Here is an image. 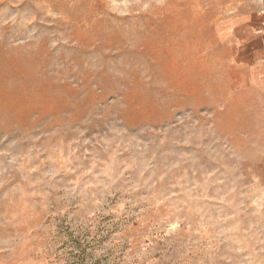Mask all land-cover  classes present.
I'll list each match as a JSON object with an SVG mask.
<instances>
[{
	"label": "rangeland",
	"instance_id": "1",
	"mask_svg": "<svg viewBox=\"0 0 264 264\" xmlns=\"http://www.w3.org/2000/svg\"><path fill=\"white\" fill-rule=\"evenodd\" d=\"M247 7L0 0V264L70 238L89 264H264V70L222 30Z\"/></svg>",
	"mask_w": 264,
	"mask_h": 264
},
{
	"label": "crops",
	"instance_id": "2",
	"mask_svg": "<svg viewBox=\"0 0 264 264\" xmlns=\"http://www.w3.org/2000/svg\"><path fill=\"white\" fill-rule=\"evenodd\" d=\"M247 8L223 20L226 44L233 50L232 62L246 77L264 70V0H246Z\"/></svg>",
	"mask_w": 264,
	"mask_h": 264
},
{
	"label": "trees",
	"instance_id": "3",
	"mask_svg": "<svg viewBox=\"0 0 264 264\" xmlns=\"http://www.w3.org/2000/svg\"><path fill=\"white\" fill-rule=\"evenodd\" d=\"M56 241L57 247L51 254L53 264H89L87 256L89 253L88 241L81 239H67L65 242ZM55 245V246H56ZM62 251H61V250ZM60 250L61 252H58Z\"/></svg>",
	"mask_w": 264,
	"mask_h": 264
}]
</instances>
